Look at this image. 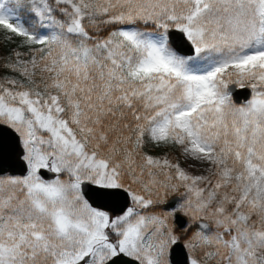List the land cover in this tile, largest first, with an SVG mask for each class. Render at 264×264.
<instances>
[{
    "label": "snow or ice",
    "instance_id": "snow-or-ice-1",
    "mask_svg": "<svg viewBox=\"0 0 264 264\" xmlns=\"http://www.w3.org/2000/svg\"><path fill=\"white\" fill-rule=\"evenodd\" d=\"M0 264H264V0H0Z\"/></svg>",
    "mask_w": 264,
    "mask_h": 264
},
{
    "label": "water",
    "instance_id": "water-1",
    "mask_svg": "<svg viewBox=\"0 0 264 264\" xmlns=\"http://www.w3.org/2000/svg\"><path fill=\"white\" fill-rule=\"evenodd\" d=\"M237 95H238L239 99L242 100L244 93L241 92L240 90H238ZM13 171L16 172L17 174H20L23 172V166L19 161H17L16 165L13 166ZM174 258L177 261H181V260H183V255L179 250H177Z\"/></svg>",
    "mask_w": 264,
    "mask_h": 264
},
{
    "label": "trees",
    "instance_id": "trees-1",
    "mask_svg": "<svg viewBox=\"0 0 264 264\" xmlns=\"http://www.w3.org/2000/svg\"><path fill=\"white\" fill-rule=\"evenodd\" d=\"M6 50V49H5Z\"/></svg>",
    "mask_w": 264,
    "mask_h": 264
}]
</instances>
